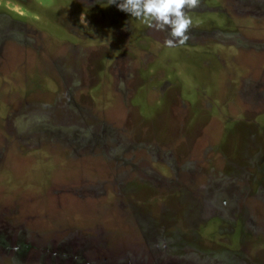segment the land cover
Segmentation results:
<instances>
[{
	"label": "rangeland",
	"instance_id": "rangeland-1",
	"mask_svg": "<svg viewBox=\"0 0 264 264\" xmlns=\"http://www.w3.org/2000/svg\"><path fill=\"white\" fill-rule=\"evenodd\" d=\"M118 3L0 0V264H264V0Z\"/></svg>",
	"mask_w": 264,
	"mask_h": 264
},
{
	"label": "clouds",
	"instance_id": "clouds-1",
	"mask_svg": "<svg viewBox=\"0 0 264 264\" xmlns=\"http://www.w3.org/2000/svg\"><path fill=\"white\" fill-rule=\"evenodd\" d=\"M116 4L117 0H109ZM201 0H119L120 11L156 31L168 32L164 45L175 48L189 39L192 18L189 13L200 7Z\"/></svg>",
	"mask_w": 264,
	"mask_h": 264
}]
</instances>
